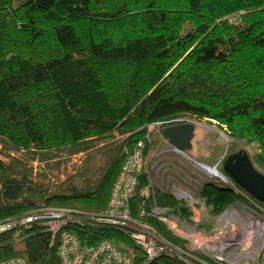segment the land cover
<instances>
[{
  "label": "trees",
  "instance_id": "obj_1",
  "mask_svg": "<svg viewBox=\"0 0 264 264\" xmlns=\"http://www.w3.org/2000/svg\"><path fill=\"white\" fill-rule=\"evenodd\" d=\"M181 116L216 122L229 140L227 155L245 152L264 174V0H0V142L33 161L86 154L90 163L106 155L107 165L93 181L84 164L86 187L50 194L17 174V157L0 159V222L68 209L66 229L82 244L108 240L131 264H226L189 250L151 214L144 167L132 213L168 244L159 256L149 261L130 230L91 219L106 211L139 142L144 162L152 157L157 143L148 127L158 124L163 134ZM160 193L151 198L191 216ZM199 196L213 218L233 204L264 208L231 180L213 179ZM58 247L59 235L53 241L48 227L32 224L18 237L0 234V263L62 264Z\"/></svg>",
  "mask_w": 264,
  "mask_h": 264
},
{
  "label": "rangeland",
  "instance_id": "obj_2",
  "mask_svg": "<svg viewBox=\"0 0 264 264\" xmlns=\"http://www.w3.org/2000/svg\"><path fill=\"white\" fill-rule=\"evenodd\" d=\"M178 123H193L196 126L192 146L187 151H179L171 145L160 131V125L152 124L148 127L149 141L157 145L152 157L144 162V171L147 172L151 185L142 191V195L148 199H155L152 202L157 203L156 198H151L153 193H165L172 197V203L169 206H174L173 201H175L178 202V206L184 205V208L190 209L192 214L188 218L168 206L166 208L170 210L162 214L165 217L182 220L180 234L188 241L189 250L199 249L212 258L218 256L219 260L226 264H234L233 256L244 250L252 252L251 257L258 258L260 253L264 252V228L260 227L257 231L250 232L247 240L243 234L245 231L252 230L247 228L251 223L264 226V208L254 204L257 207L256 213L247 206L233 204L220 216L213 218L205 201L199 196L202 185L213 179L219 178L224 182L233 181L225 176L218 177L216 172L219 167H223L228 157L226 151L229 140L216 122L181 116L174 120V124ZM116 139L123 140L120 136H116ZM9 155L19 159L14 164H21L17 174L26 177L32 188L49 187L50 194L68 191L72 183L86 187L85 178H80L81 166L84 164H87V167L83 170L90 169L89 176H94L91 179L93 181H97L107 166L106 155L93 156L90 163L87 162L90 157L87 159L86 154L77 156L63 154L49 161H33L22 153L11 151L9 146L0 142V159L8 163L11 161ZM212 169L215 173L211 172ZM36 211L38 210L32 213ZM226 214L228 215L225 216ZM167 223L172 226L170 222ZM55 237L54 234L53 241ZM216 239L217 244L214 243Z\"/></svg>",
  "mask_w": 264,
  "mask_h": 264
},
{
  "label": "built area",
  "instance_id": "obj_3",
  "mask_svg": "<svg viewBox=\"0 0 264 264\" xmlns=\"http://www.w3.org/2000/svg\"><path fill=\"white\" fill-rule=\"evenodd\" d=\"M143 147V143L139 142L134 147V151L127 156L114 184L106 211L101 215L92 216L91 219L98 223L111 224L130 230L133 239L147 251L148 260L151 261L159 256L168 244L152 226L135 217L132 213L131 201L136 196L139 185L138 175L144 167ZM169 210L170 208L161 207L154 203L151 207V214L158 217L176 235L183 237L180 234L182 220L162 215ZM71 219L70 210L45 207L27 216L0 222V233L14 232L15 237H18L22 227L38 223L48 227L56 237L59 235L58 253L62 264H131V257L108 240H102L94 246L82 244L74 232L66 229ZM167 222H170L172 226ZM214 243L217 244V239ZM250 255L252 252L241 251L233 256L232 262L243 264L248 260L251 264H259L261 253L258 258ZM214 259L219 260L220 258L216 256ZM0 264L27 263L23 259H12Z\"/></svg>",
  "mask_w": 264,
  "mask_h": 264
},
{
  "label": "water",
  "instance_id": "obj_4",
  "mask_svg": "<svg viewBox=\"0 0 264 264\" xmlns=\"http://www.w3.org/2000/svg\"><path fill=\"white\" fill-rule=\"evenodd\" d=\"M195 127L193 123H178L165 127L163 135L177 150L187 151L192 146ZM222 168L225 175L216 170L218 177L225 176L232 179L256 201L264 203V174L254 166L245 152L229 155ZM243 264H251V262L247 260Z\"/></svg>",
  "mask_w": 264,
  "mask_h": 264
},
{
  "label": "bare ground",
  "instance_id": "obj_5",
  "mask_svg": "<svg viewBox=\"0 0 264 264\" xmlns=\"http://www.w3.org/2000/svg\"><path fill=\"white\" fill-rule=\"evenodd\" d=\"M211 172L212 173H215V170H211ZM232 213H234V211H232ZM228 214H226L225 216H227ZM260 227L263 229L264 228V226L263 225H256V224H250L247 228H250V229H252V230H248V231H245L244 232V236L243 237H245L246 238V240H247V238H248V234L250 233V232H254V231H257L258 230V228L260 229Z\"/></svg>",
  "mask_w": 264,
  "mask_h": 264
},
{
  "label": "clouds",
  "instance_id": "obj_6",
  "mask_svg": "<svg viewBox=\"0 0 264 264\" xmlns=\"http://www.w3.org/2000/svg\"><path fill=\"white\" fill-rule=\"evenodd\" d=\"M219 171V170H218Z\"/></svg>",
  "mask_w": 264,
  "mask_h": 264
}]
</instances>
